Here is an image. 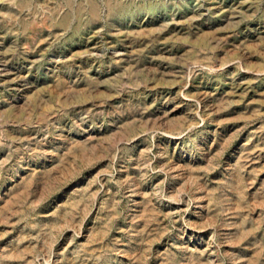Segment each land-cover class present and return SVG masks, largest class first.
Listing matches in <instances>:
<instances>
[{
	"label": "rangeland",
	"instance_id": "obj_1",
	"mask_svg": "<svg viewBox=\"0 0 264 264\" xmlns=\"http://www.w3.org/2000/svg\"><path fill=\"white\" fill-rule=\"evenodd\" d=\"M0 264H264V0H0Z\"/></svg>",
	"mask_w": 264,
	"mask_h": 264
}]
</instances>
